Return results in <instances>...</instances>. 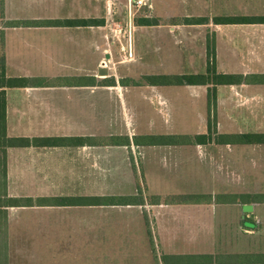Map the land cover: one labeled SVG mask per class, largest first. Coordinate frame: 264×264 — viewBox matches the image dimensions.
Masks as SVG:
<instances>
[{
  "label": "crops",
  "instance_id": "0c3cea01",
  "mask_svg": "<svg viewBox=\"0 0 264 264\" xmlns=\"http://www.w3.org/2000/svg\"><path fill=\"white\" fill-rule=\"evenodd\" d=\"M11 1L15 0H3V14L0 17V31L3 34V42L0 35V42H2L0 61L4 65L5 78L23 77L26 78V84L12 87L0 86V90L4 91L6 102V135L27 138L47 137L57 141L49 146L27 145L5 148V176L0 177V264H264V216L244 215L248 209L250 213H253L255 205H264L261 195L239 197L231 192L206 190V186L203 190H197L198 192L196 190L173 192L169 187L161 184L170 172H183V166L192 175L204 169L210 176H215V160H211L210 155L202 151V147L251 146L264 143L221 144L214 141L205 144L138 145L134 143V138L142 135H194L196 133L176 130L153 131L147 126H143L144 132L135 133V122L142 124L148 119L150 121H156V119L137 118L132 112L137 110V107L132 104L127 106L124 102L123 97L126 91L132 93L134 90L142 100L148 101L151 105L156 99L159 106L160 104L166 106L168 104L166 94L171 90H180L181 86L189 88L204 86L207 98L206 85L147 84L154 89L141 93L143 86L139 85L134 87L119 84L89 85L88 81L57 84L49 82V79L41 80L40 77L55 78L65 75L41 72L31 65L38 59L47 60L49 57L50 51L42 50L41 43L44 44L43 47L48 45L51 47V44L56 47V44L31 41L26 43L20 35L23 29L59 31L69 42L80 48L81 54L84 52V55H88L91 49L95 52L94 70L83 71L81 67H76L72 72L75 74H71L76 78L85 75L89 80L90 76L94 78L96 75H102L103 78L113 76L107 71L105 64L107 61L114 62L113 59L117 57L119 48L128 51L130 60L133 54L137 55L135 42L132 40L135 27H146L147 34L154 33L152 38H155V41L157 38L165 37L164 34L169 36L170 33L175 41V35L189 27L210 28L213 33L209 37V42L214 46L216 70L250 75L264 74V23L163 24L157 22L153 25L135 24L137 25L135 26L132 22L134 12L130 11L132 17L129 22L130 30L128 34L126 31L122 34L128 37V42L123 47H118L121 40L117 32L121 29L110 25L113 18L110 0H102L103 9L106 10L103 15L90 13V3L93 0H16V2L21 1L17 2L19 5L17 11L10 9ZM48 1V4H44L47 9L43 14L33 10L42 6L41 2ZM149 3L152 4V0ZM148 8H152V5ZM97 10V7H93L92 12ZM183 16L187 15L183 14ZM200 16L202 15H194V17ZM65 18H102L104 22L101 25L91 26H60L42 23ZM10 22H33L36 25L10 26L8 24ZM111 23H116L118 26V21L113 20ZM229 25L232 29H228ZM109 26L112 27L113 36L109 33L111 32L108 29ZM223 28H226V34ZM221 31H223V38L220 37ZM232 31L241 33L242 46H238L235 38H232ZM14 34L16 39H10ZM201 35H203L202 31ZM151 41H146L149 47L147 55L152 53L149 50L152 48ZM204 43L196 55L206 59L207 42ZM176 45L177 50L174 54L183 62L182 51L185 49L181 48L185 44L178 41ZM194 56L189 55L191 61L194 60L192 59L195 58ZM241 85L248 86L245 89L250 88L255 91L257 88L259 92L264 91V88H261L264 83L218 85L216 107L219 86L230 88L236 86L237 88ZM189 92L192 93V90ZM99 95H105L108 101L113 97L123 99V108L119 112L122 120L118 121L116 114L106 115L104 119L103 110L99 109L100 107L95 103L99 100ZM90 96H96L97 99L93 98L94 102L90 103ZM247 105L260 106L263 103H242L236 106ZM153 110H156L154 105ZM102 121L106 124H102ZM161 122L160 127L165 128V123ZM132 123H134L133 129ZM217 133L241 132L217 131ZM152 147L159 149L160 154L150 153L147 148ZM169 147L178 148L181 155L165 154ZM140 148L144 149L143 153H146L143 157L140 152L135 154V150ZM239 160L241 166L246 164L247 168L253 167L248 159L245 158L244 162L243 158ZM229 161H232L231 158ZM120 176L130 177L131 180H135L136 176H144L145 186L143 188L136 186L135 189L125 192H109L104 184L106 178L99 180L96 184H93L94 182L90 179V177ZM155 177L158 179L163 177V179L155 180ZM137 194L143 195L141 201L128 204L114 202L55 205L36 202L62 196L107 197ZM183 194L193 196L199 194L202 197L210 196L209 198L217 195H226V197L220 202L210 200L208 203L200 204L165 203L168 196ZM255 195L257 198H253ZM233 196L236 198L232 199ZM10 198L17 199L18 203L10 204ZM28 199L30 202H25ZM243 208L247 210L243 211ZM197 210H200L199 217L191 215V212ZM230 210L234 211V216L226 214ZM191 223L193 226H189ZM178 224L184 225L187 229L190 227V233L194 235L188 240L178 237L179 230L176 228ZM196 224L203 230L202 235L196 230ZM176 239L183 241L188 249L184 247L181 250L169 251L162 248V245H166V241ZM202 239H212V246L205 249L193 248V245L198 244ZM216 239L228 241L224 244L225 247L221 245V249H218V246L214 244ZM56 241H65L66 251L53 250V247L57 245ZM156 241L158 248L155 247Z\"/></svg>",
  "mask_w": 264,
  "mask_h": 264
},
{
  "label": "rangeland",
  "instance_id": "374dc122",
  "mask_svg": "<svg viewBox=\"0 0 264 264\" xmlns=\"http://www.w3.org/2000/svg\"><path fill=\"white\" fill-rule=\"evenodd\" d=\"M111 1V14L113 16L112 22L118 21V26L116 23H111L112 27L117 29H121L117 32L119 39L121 40L118 44L119 46L125 45L128 42V37L122 36L123 32H129L130 30V17L131 13L133 17V24H137L138 19L141 17H151L156 20V22H161L163 24H171L175 22H180L184 19L183 14L187 15L185 17H194V15L201 14L200 17H206L208 22H212V18L214 16H230V15H242V14H250V15H262L264 16V0H152V8H148L147 6H142L139 9L132 5L128 0H110ZM21 2V1H17ZM15 1H11L10 9L13 8L15 11L19 9L18 3ZM43 5L34 8L33 10L37 13L43 14V12L47 9L44 6L45 3L41 2ZM101 3V4H100ZM102 0H93L90 3V13L96 14H105L106 10L103 9ZM100 4V5H99ZM93 7H97V11H93ZM131 11V13H130ZM110 15V13H109ZM108 17V15H107ZM131 17V18H132ZM43 23V22H42ZM10 26H33L36 25L33 22H10L8 23ZM14 24V25H13ZM1 26V25H0ZM6 26V25H5ZM137 26V25H135ZM231 25H229L228 29ZM111 26L108 29L112 36L114 32L111 30ZM224 29V28H223ZM227 29V30H228ZM146 27H135L134 32L132 33V40L135 42V50L137 51V55H132V59H129V53L125 49L118 50L117 57H114V62L107 61L106 69L109 73H112V80L115 81L116 85L119 84L120 80L125 81L128 85L127 87L137 86L133 85L134 82L139 83V86H143V90L141 93H146L152 91L154 88H151L146 84L144 80V75L151 74H185V73H204L206 70V59L197 57L196 53H198L199 49L204 46V42L209 40V37L212 35L213 31L210 28H185L183 31H179L176 39L172 38L171 33L168 32L169 36L157 38H152L154 33H148ZM201 31L203 35H201ZM226 34V28L223 30ZM220 32V37L223 38L222 32ZM233 32V31H232ZM128 34V33H127ZM1 41L3 39V34L0 31ZM20 35L22 39L31 42H51L55 43L56 47L51 44V47H43V43H41L42 50L50 51L49 57L47 60L44 58L38 59L33 64L36 70L41 72H50L55 74L64 73L65 75L57 76L55 78H45L40 77L41 80L49 79V82H54L57 84H72V83H85L88 81L86 76H80L76 78L72 73L74 68L81 67L83 71L94 70L95 67V52H92L89 49L88 55H84V52L81 54L80 48H78L74 43L69 42L65 36H63L59 31H50V30H29L23 29L20 31ZM156 35V33H155ZM228 35V34H227ZM115 37V36H114ZM232 38H235L238 46H242L241 42L242 35L239 31H235L232 34ZM12 40L16 39L15 34L11 36ZM147 40H152V48L149 49L151 54H148V44ZM178 41L185 44L182 51L183 53V62H181L177 56H175V51L177 50ZM3 42V41H2ZM0 42V45L2 44ZM27 43V42H26ZM203 43V44H202ZM164 45V46H162ZM181 45V44H180ZM159 50V52H157ZM196 50V51H194ZM180 51V50H179ZM147 53V54H146ZM189 55H195L193 61ZM41 57V56H39ZM70 74V75H67ZM86 74V73H84ZM91 75V74H89ZM87 79V80H86ZM97 84L104 83L103 76H95L94 78ZM37 81V80H36ZM120 85V84H119ZM248 86H234V87H226L219 86V94L217 100L216 107V131L218 132H242V131H264V91L259 92L257 88L256 90L245 89ZM180 90H171L166 94V98L168 100V104L166 106L164 104H160L154 99L153 105L156 110H153V105L149 104L148 101L142 100L140 95L137 92L132 90V93H128L126 91L123 99L126 105L132 104L137 107V110L132 112L135 113L137 118H154L156 121H143L135 122V133L144 132L143 126H147L151 128L153 131H164V130H176V131H187L192 133H205L206 132V118H207V98L205 95L206 87L197 86L193 88H189L187 86H181ZM261 88H264L262 86ZM122 91V88H119ZM188 89V91L186 90ZM238 89V90H237ZM244 89V90H241ZM192 90V93L189 91ZM237 91V92H236ZM236 92V93H235ZM242 92V93H241ZM241 93V94H240ZM99 100L95 103L98 104L99 109H102V113L104 115V119L106 115L118 116V121L122 120L121 112L123 105L122 100L117 97H113L112 100L108 101V98L105 95H99ZM241 97L243 99L241 100ZM93 97H89V102L92 101ZM101 98V99H100ZM206 99V100H205ZM259 102H252V101ZM163 103V102H161ZM242 103H260L263 105H247V106H236ZM90 108V107H89ZM130 112V109H129ZM91 116V113H90ZM158 121V122H157ZM163 121L165 123V128H161L160 125ZM92 123L90 117V124ZM159 123V125H157ZM102 124H106V122L102 121ZM155 125V126H154ZM142 126V127H141ZM134 127V123H132V129ZM141 128V129H140ZM148 128V129H149ZM146 129V130H148ZM217 145V144H216ZM146 149V148H145ZM148 151L153 154H160V150L156 147L147 148ZM144 149L140 148L135 150V154L138 152L141 153V156H145L146 153H143ZM146 151V150H145ZM169 151V152H168ZM202 151L206 155H210L211 160H215V176H210L207 174L204 169L198 170L195 175H192L191 172H187V168L183 166V172H170L168 176H166L164 181H161V184L165 187H169L173 192L179 190H203L205 186L206 190H211L214 192H231L237 195H264V144L259 145H251V146H206L202 147ZM165 154L171 155L175 153L176 156L181 155V151L178 148H170L164 152ZM231 158V162L229 159ZM240 158L248 159L249 163L252 164L253 167L247 168L245 166H241ZM238 162V164L236 163ZM104 179L105 188L109 192L111 191H130L135 189L136 186L144 187L145 180L144 176H136L135 180H131L130 177H90L92 179L93 184L99 183V180L102 181ZM155 180H162L163 177L157 178ZM136 181V183L134 182ZM91 182V183H92ZM198 192V191H197ZM142 193V192H140ZM178 194V193H177ZM142 197L143 195L137 194ZM184 195V194H183ZM226 196V195H225ZM139 197V196H138ZM182 197V198H181ZM206 196L201 198L198 195H172L168 196L165 199V203L170 204L173 203L171 199H175L174 203H208L210 200H214L216 202H220L222 197H211ZM201 208V207H198ZM216 211L218 208H214ZM240 210V208L238 209ZM247 209L243 208V211ZM254 212L250 213V209H248L244 215H248L253 217L254 214H258V216H264V205H255ZM229 212V213H228ZM240 212V211H239ZM200 210L191 212V215L195 217H199ZM226 214H231L234 216V211H227ZM169 218V217H168ZM170 219V218H169ZM184 220V218H183ZM189 226H193L191 223ZM178 231V237L181 239H190L193 236L190 233V227L187 229L184 225L178 224L176 225ZM196 230L198 233L202 235L203 230L200 228V225L196 224ZM195 232V231H194ZM197 234V233H196ZM228 240L216 239L215 243L218 246V249H221V245L223 247ZM125 243V241H123ZM57 245L53 247V250L57 251H66L67 247L64 245L65 241H56ZM196 243V242H195ZM213 240L202 239L198 244H194L193 248H208L212 246ZM156 248H158L156 241ZM186 247L184 242L181 240H170L166 241V245H162L164 250L174 251L181 250ZM159 248L160 245H159Z\"/></svg>",
  "mask_w": 264,
  "mask_h": 264
},
{
  "label": "trees",
  "instance_id": "16d2710c",
  "mask_svg": "<svg viewBox=\"0 0 264 264\" xmlns=\"http://www.w3.org/2000/svg\"><path fill=\"white\" fill-rule=\"evenodd\" d=\"M3 14V0H0V17ZM104 19L102 18H65L61 20H48L43 23L47 25H60V26H88V25H101ZM206 17H184L180 22L183 24H200L207 23ZM177 23V22H175ZM214 24H234V23H264V16H249V15H230V16H214L212 18ZM157 24L156 20L151 17H141L138 19L137 25H153ZM43 25V24H42ZM112 78V77H111ZM110 77L103 79L104 83L97 84L93 76H90L89 85H116L115 81ZM144 80L148 85H206L207 86V121L206 132L196 133L194 135L188 134H166V135H142L134 138V143L138 145H153V144H205L211 141L221 144H257L264 143V132H241V133H217L216 129V87L218 85L230 84H251V83H264V74H250L243 75L240 73H224L216 70L214 46L209 40L206 45V70L204 73H185V74H151L144 75ZM0 86H23L26 84V78L23 77H4V65L0 61ZM121 86L128 85L125 81L120 80ZM133 85H139L134 82ZM57 139L43 138V137H8L6 135V102L3 90H0V177L5 176L6 169V154L5 148L7 146H49L54 145ZM139 196V197H138ZM185 196V195H182ZM193 196V195H192ZM241 196V195H237ZM264 199V195H262ZM194 197V196H193ZM203 198L202 196H200ZM226 197L225 195H217L216 198ZM230 197V195H227ZM182 198V197H181ZM233 196L232 199H235ZM257 198V196H253ZM175 202V199H171ZM140 195L135 196H87V197H74L62 196L52 197L50 200H38L36 202L43 204L47 202L55 205H79V204H99V203H119L128 204L140 202ZM25 202H30L28 199ZM9 203L16 205L17 199H9Z\"/></svg>",
  "mask_w": 264,
  "mask_h": 264
},
{
  "label": "built area",
  "instance_id": "2783aa9c",
  "mask_svg": "<svg viewBox=\"0 0 264 264\" xmlns=\"http://www.w3.org/2000/svg\"><path fill=\"white\" fill-rule=\"evenodd\" d=\"M132 5H134L137 8H140L142 6L150 7V0H128Z\"/></svg>",
  "mask_w": 264,
  "mask_h": 264
}]
</instances>
